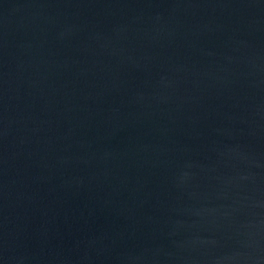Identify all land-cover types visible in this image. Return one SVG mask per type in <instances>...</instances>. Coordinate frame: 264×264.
<instances>
[{
	"label": "water",
	"instance_id": "95a60500",
	"mask_svg": "<svg viewBox=\"0 0 264 264\" xmlns=\"http://www.w3.org/2000/svg\"><path fill=\"white\" fill-rule=\"evenodd\" d=\"M0 264H264V0H0Z\"/></svg>",
	"mask_w": 264,
	"mask_h": 264
}]
</instances>
